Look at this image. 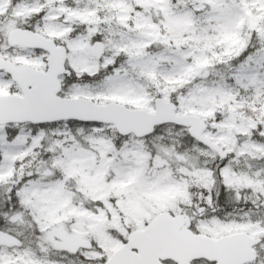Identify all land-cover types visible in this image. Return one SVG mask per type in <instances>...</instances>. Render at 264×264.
<instances>
[{
    "label": "snow or ice",
    "instance_id": "1",
    "mask_svg": "<svg viewBox=\"0 0 264 264\" xmlns=\"http://www.w3.org/2000/svg\"><path fill=\"white\" fill-rule=\"evenodd\" d=\"M0 264H264V0H0Z\"/></svg>",
    "mask_w": 264,
    "mask_h": 264
}]
</instances>
